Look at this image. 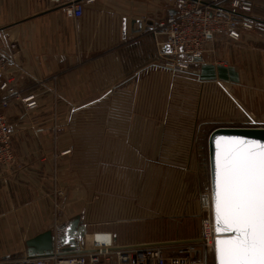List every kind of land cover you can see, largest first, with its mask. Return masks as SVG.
Instances as JSON below:
<instances>
[{
  "label": "rangeland",
  "instance_id": "1",
  "mask_svg": "<svg viewBox=\"0 0 264 264\" xmlns=\"http://www.w3.org/2000/svg\"><path fill=\"white\" fill-rule=\"evenodd\" d=\"M253 1L255 30L247 35L256 38L258 31L264 33V0ZM240 40L232 45L231 40L217 36L206 45L203 61L231 63L245 46L239 45ZM1 48L8 52L0 37ZM256 58L237 66L241 76L237 82L217 77L212 83H200L195 66L185 72L165 68L169 70L167 95L157 104H117L112 98L115 90L109 89L101 103L78 110L72 106L67 120L58 115L62 106L42 109L38 105L34 111L40 117L50 115V126L47 121L43 131L33 110L26 112L20 104H12L11 109L16 106L14 111L25 114L29 128L12 138L14 161L0 164L1 172L13 177L8 180L12 188L4 205L17 208L38 193L49 207L48 229L57 237L76 217L87 225L88 240L90 233L102 231L100 227H110L126 239L117 244L138 239L162 243V239L177 238L178 225H183V236H196L203 215L200 195L210 188V131L219 126L264 127V57L257 62ZM137 92L143 96L144 90ZM118 97L126 100L127 95ZM128 125L135 131L137 145L146 141L145 148L139 145L129 153V164L127 154L122 158L123 154L112 152L113 129ZM146 130L152 131L151 146ZM63 147L69 152L62 154ZM33 161L45 164L32 170ZM31 171L34 177L29 179L26 174ZM166 222L167 235L163 233ZM214 256L208 254L206 264H215Z\"/></svg>",
  "mask_w": 264,
  "mask_h": 264
},
{
  "label": "crops",
  "instance_id": "2",
  "mask_svg": "<svg viewBox=\"0 0 264 264\" xmlns=\"http://www.w3.org/2000/svg\"><path fill=\"white\" fill-rule=\"evenodd\" d=\"M168 10L164 0H94L84 5L80 17L71 18L49 0H0V37L9 54L6 70L10 72L21 69L24 72L20 84L22 92L35 93L42 109H49V105L62 106L63 112L58 115L65 120L71 119L72 106H75L74 110H78L101 103L106 99L109 89L115 90L112 98L116 99L114 101L117 104H157L167 95L169 70L161 65L156 55L153 29L157 20L166 16ZM242 38L239 45H245L243 50L235 53L231 63L225 62L237 72L238 81L241 76L237 66L243 60L249 64L253 63L252 58L256 55L257 58L264 57L262 35L254 38L246 33ZM248 41H255L256 44H248ZM229 42L232 45L238 44L234 40ZM204 64L215 67L219 65L218 62L210 61H204ZM201 66L202 64L200 68ZM215 78L205 80L199 76L198 79L200 83H212ZM133 88L136 89L135 93L130 92ZM138 89L144 90L143 96L137 92ZM119 93H126V100H118ZM13 108L15 110L16 106ZM13 108H9L8 118L15 129L14 140L15 134H25L29 126L25 114L18 113ZM33 111L32 115H36V120L41 121L39 124L42 127L38 129L43 131L48 124L50 126L49 114L40 117ZM52 116L57 117V114ZM146 131H149L147 143L151 146L152 131ZM113 133L115 139L112 142V152L123 154L122 158L127 154V163L129 153H134L139 145L144 148L146 146L145 139L143 144L137 145L135 131L129 125L127 128L113 129ZM61 150L67 149L63 147ZM42 164L45 162L34 164L33 161L30 168L33 170L36 165L40 167ZM21 175L24 177V173ZM26 176L29 179L34 177L33 171L27 172ZM10 177L13 178L0 170V262L26 254V241L49 228V207L38 193L31 198L26 197L28 203L17 208L8 209L4 205L7 194L10 193L7 190L12 188V185L8 186ZM14 197L17 198L16 195ZM81 221L80 219L77 231L71 234L75 243L82 242L89 235L86 233L87 225L81 224ZM165 225L163 233L167 235L168 222ZM182 227L183 225H178L175 232L177 238L172 239L192 238L183 236ZM67 228L68 226L63 235L59 233V237L53 231L56 236L55 248L71 245ZM101 228L98 230L112 233L116 244L126 240L110 227ZM82 232L84 235L80 236ZM99 235L98 233L97 237ZM63 236L65 240L62 239ZM154 242L157 243L155 240L138 239L136 242L117 245ZM107 264H118L117 259H111Z\"/></svg>",
  "mask_w": 264,
  "mask_h": 264
},
{
  "label": "built area",
  "instance_id": "3",
  "mask_svg": "<svg viewBox=\"0 0 264 264\" xmlns=\"http://www.w3.org/2000/svg\"><path fill=\"white\" fill-rule=\"evenodd\" d=\"M94 0H49L64 14L78 18L86 3ZM168 5L166 16L157 20L153 29L156 55L163 67L185 72L193 66L196 73L204 64L205 47L217 36L237 41L255 30L253 0H164ZM258 31L257 35H262ZM264 35V33H263ZM262 35V36H263ZM9 54L0 50V164L14 161L12 138L14 126L8 118L12 104H20L26 112L38 107L35 93H23V71L6 70ZM226 66L225 62L219 65ZM195 73V74H196ZM220 82V81H219ZM235 127V126H233ZM69 150L62 151V154ZM203 212L198 234L188 239L162 243H143L131 246L117 245L110 231L90 233V239L75 243L73 250L53 248L47 254L21 255L0 264H107L114 255L118 264H206L208 254H215V226L210 188L200 195ZM203 202V203H202ZM87 240V242H86Z\"/></svg>",
  "mask_w": 264,
  "mask_h": 264
},
{
  "label": "snow or ice",
  "instance_id": "4",
  "mask_svg": "<svg viewBox=\"0 0 264 264\" xmlns=\"http://www.w3.org/2000/svg\"><path fill=\"white\" fill-rule=\"evenodd\" d=\"M214 145L218 264H264V142L217 137Z\"/></svg>",
  "mask_w": 264,
  "mask_h": 264
},
{
  "label": "water",
  "instance_id": "5",
  "mask_svg": "<svg viewBox=\"0 0 264 264\" xmlns=\"http://www.w3.org/2000/svg\"><path fill=\"white\" fill-rule=\"evenodd\" d=\"M202 79H213L217 76L219 79L229 80L237 82V72L232 67H226L217 65L216 67L212 64H202L199 73ZM217 137H244L252 140L264 142V127H228L219 126L212 129L208 136V160H209V176H210V191L212 197V213L215 226V209H214V197H213V158L215 153L214 139ZM78 223L80 218L76 217L73 219L67 228V237L70 239L71 245L63 248L64 250H73L75 245V239L71 237V234L78 229ZM82 226L79 228L81 229ZM74 229V230H73ZM77 231V230H76ZM83 231V230H82ZM84 232L80 236H83ZM230 233L221 234L219 238H226ZM218 238V237H217ZM216 238V239H217ZM61 239V237H60ZM63 240L64 236L62 237ZM216 241V240H215ZM56 243V236L51 229L45 230L34 237L26 241V254L33 256L37 254H47L51 252ZM215 264H218L216 244H215Z\"/></svg>",
  "mask_w": 264,
  "mask_h": 264
}]
</instances>
